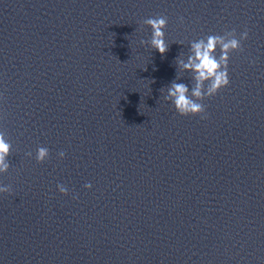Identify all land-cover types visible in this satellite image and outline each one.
Listing matches in <instances>:
<instances>
[{
	"label": "water",
	"instance_id": "1",
	"mask_svg": "<svg viewBox=\"0 0 264 264\" xmlns=\"http://www.w3.org/2000/svg\"><path fill=\"white\" fill-rule=\"evenodd\" d=\"M232 29L228 86L178 114L174 58ZM0 131V264H264V0H0Z\"/></svg>",
	"mask_w": 264,
	"mask_h": 264
},
{
	"label": "clouds",
	"instance_id": "2",
	"mask_svg": "<svg viewBox=\"0 0 264 264\" xmlns=\"http://www.w3.org/2000/svg\"><path fill=\"white\" fill-rule=\"evenodd\" d=\"M143 24L148 26L151 31L149 38L147 40L141 38L140 43L155 49L163 56L170 46L164 32L167 18L165 16H150L144 19ZM247 36V30L239 33L237 37L235 29H232L224 34H209L206 37L189 41L187 54L181 53L174 58L177 76L166 86L163 100L170 102L180 115H201V118H204L205 107L200 101L205 97L215 95L221 88L228 86L230 82L229 54L241 49V41L247 39ZM176 42L183 43V41ZM217 50H219V54H217ZM180 72L190 74L191 81L194 83L193 87L189 88V84L180 79ZM11 148L12 145L5 133L0 131V173L7 172L10 167L8 156ZM26 155L31 157L32 153L28 152ZM48 155L47 147L37 146L35 151L37 162H43ZM64 155L63 151L58 153L60 158H63ZM56 187L59 193L67 194L68 189L65 185L58 183ZM84 187L90 189L92 185L86 183ZM8 192V186L0 184V194Z\"/></svg>",
	"mask_w": 264,
	"mask_h": 264
}]
</instances>
